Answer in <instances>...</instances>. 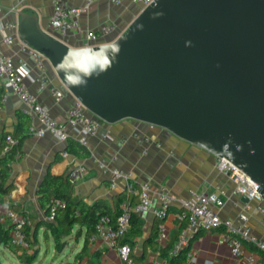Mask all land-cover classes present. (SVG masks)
I'll return each instance as SVG.
<instances>
[{"label":"water","instance_id":"95a60500","mask_svg":"<svg viewBox=\"0 0 264 264\" xmlns=\"http://www.w3.org/2000/svg\"><path fill=\"white\" fill-rule=\"evenodd\" d=\"M15 15L18 39L103 125L164 128L230 161L264 198V0H153L112 41L80 47L30 12ZM104 60L110 66L100 72Z\"/></svg>","mask_w":264,"mask_h":264},{"label":"crops","instance_id":"0c3cea01","mask_svg":"<svg viewBox=\"0 0 264 264\" xmlns=\"http://www.w3.org/2000/svg\"><path fill=\"white\" fill-rule=\"evenodd\" d=\"M54 0H2L0 22L9 21L16 24L19 17L16 11L30 12L38 17L39 24L48 30V18L52 14ZM66 6H76L81 9L78 18L79 31H69L60 40L72 47L83 44L84 34L87 30L97 29L102 23L112 21L115 31L107 36L100 37L98 43H107L123 33L131 20L141 9L133 0H121L114 4L108 0H96L89 6L85 0H62ZM13 31L0 29V51L16 59L23 57L31 69L32 75L37 73L33 60L21 51L22 42L17 37V29L10 44L4 41V36ZM46 73L55 86L64 90L60 81L47 65ZM28 89L36 95L38 102L46 107L50 114L57 120H63L66 110L73 104L74 97L68 94L60 101H56L48 87L37 82L25 80ZM0 131L12 132L19 125L20 117L24 114L23 103L11 91L5 90L0 80ZM30 122V121H28ZM106 132L87 137L85 146L89 155L81 158L66 151L70 140L60 141L52 134L46 132L42 136L28 134L21 146V154L16 156L11 163L9 181L13 184L10 192L11 201L26 211L32 217V228L35 224L46 220L45 210L37 201V189L45 174L50 171L57 175L67 176L71 169L83 167V173L73 184V196L82 199L87 204H92L98 199L107 200L111 205L122 202L125 191V180H120L118 186L110 188L108 174H102L97 161L107 163L110 167H117L131 174L130 181L139 184L148 181L154 191L165 189L176 196L186 197L189 191H212L219 186L224 189L226 198L219 210L222 219H233L239 213L246 212L248 226L251 232L264 240V221L254 208L252 201L233 192L234 184L226 173L217 167V157L209 151L189 143L164 128L150 126L147 123L134 119H123L113 124L103 125ZM22 128V125H19ZM138 131L149 135L151 143L139 144L132 137ZM25 132V131H24ZM156 142L160 146H156ZM145 151V152H144ZM122 194V195H121ZM119 195L122 197L117 198ZM138 199V198H137ZM124 201V200H123ZM155 197L152 205H156ZM179 204L171 206L163 220L147 210L140 213L143 222V235L134 239V251H145L144 262L162 264L163 257L157 247L163 246L157 240H147L153 226L160 220L159 226H164L168 240L172 233L178 231L184 224L178 217ZM158 229L156 231H158ZM155 231V230H154ZM220 231L202 232L191 241L190 250L194 258L192 264H236L235 259L227 244L220 241ZM167 240V241H168ZM167 243V242H166ZM165 245V244H164ZM248 250H254L246 244ZM99 251L101 264H124L121 262L115 249L108 248L100 240L89 243L88 252ZM134 264V263H133ZM142 264V263H135ZM185 264V263H183Z\"/></svg>","mask_w":264,"mask_h":264},{"label":"built area","instance_id":"2783aa9c","mask_svg":"<svg viewBox=\"0 0 264 264\" xmlns=\"http://www.w3.org/2000/svg\"><path fill=\"white\" fill-rule=\"evenodd\" d=\"M1 1L0 13L2 11ZM94 1L96 0H85V5L89 6ZM108 1L117 4L121 0ZM133 1L142 8L153 0ZM80 11L79 7L66 6L62 0H54L52 14L48 18L49 32L58 37L69 31H79L78 15ZM0 29L16 32V24L3 21L0 22ZM115 29V24L112 21H106L97 29L87 30L82 46L100 44L98 43L99 38L112 34ZM13 32L4 36V41L7 44L12 42ZM21 51L33 60L37 73L32 75L31 69L23 57L14 59L0 51V80L3 88L11 91L23 103L24 113L30 121L29 133L42 136L48 132L60 141H67L69 137H73L78 143L86 146L87 137L98 134L103 127V122L90 114L81 101L75 98L73 104L66 110L63 120L54 118L49 110L38 102L36 95L28 89L25 80L48 87L56 101H60L70 93L65 90L62 91L58 86L51 83L46 73L47 60L44 55L25 44H22ZM1 109L2 106L0 105ZM132 137L139 144L152 142L151 137L142 132L135 131L132 133ZM14 143L15 140L11 134H6L2 153L10 150ZM155 144L160 146L158 142ZM62 155L67 156L68 152L63 151ZM97 165L102 174L109 175L110 188H116L118 182L123 179L126 181L125 191L129 194H136L138 198L135 204H130L128 200L122 201L115 220L110 215H101L95 224L94 231L88 238L89 243L100 240L108 248L115 249L122 263L133 264L129 256L130 247L126 243H121L122 237L130 228L132 213H143L151 210L156 217L163 220L168 209L174 204H179L178 217L184 222V226L171 248V253H177L180 249L188 247L189 240L202 232L220 231V241L229 246L236 264H264V240L251 232L248 226L247 213L241 212L233 219L220 217L219 210L226 198V193L221 187L217 186L212 191H189L186 197H181L171 194L165 189L154 191L148 181H142L137 185L130 181L131 174L129 172L117 167H110L105 162L97 161ZM217 167L226 173L233 182V192L252 201L253 206L248 204L247 208H254L264 221V198L259 192L258 185L242 170L223 157H217ZM83 171V167L79 166L71 169L67 175L69 182L74 184ZM10 196L11 194L8 192L0 200V224H3L8 231V244L10 246L17 248L19 252L28 251L29 243L26 228L31 224V219L26 213L14 208ZM154 197L157 201L156 205H152ZM58 205H62V203L59 200H53L47 220L54 219L55 208ZM157 240L160 245L166 244L168 234L164 226H159ZM246 244H249L254 250H248ZM0 246L4 245L1 244ZM193 262L194 258L190 247H188L184 263L192 264ZM162 264H168L165 258Z\"/></svg>","mask_w":264,"mask_h":264},{"label":"trees","instance_id":"16d2710c","mask_svg":"<svg viewBox=\"0 0 264 264\" xmlns=\"http://www.w3.org/2000/svg\"><path fill=\"white\" fill-rule=\"evenodd\" d=\"M28 121V116L23 114L19 120V125H22L21 129L19 125H17L12 132L0 131V200L13 188V184L9 181L10 167L15 157L21 154L22 143L29 134L30 122ZM8 133L11 134L15 143L10 150L2 153L4 139ZM65 150L81 158L89 155L88 149L84 145L78 143L77 140L73 139L68 142ZM72 186L73 184L69 182L68 177L65 175H57L50 171L45 174L37 189V201L39 206L45 210V214L48 216L53 200H59L62 205L56 206L53 220L46 219L35 224V231L44 227L45 232L50 233L54 241L58 243L63 236L69 235L75 230V235L78 237L83 235V245L81 249L74 254L72 262L69 264H101L99 251H94L93 253L88 252V238L94 231L95 224L101 215H110L111 218L115 220L119 213V202L117 201L111 205L107 200L98 199L92 204H87L82 199L73 196ZM121 195L117 198L122 197ZM123 195V200H128L130 204H135L138 200L136 194L124 192ZM13 206L16 210L26 213V211L21 210L18 205L13 203ZM27 215L32 221V217L29 214ZM159 223L160 220L155 222L153 230L147 240H155L158 235V231L156 230L158 229ZM183 226L184 224L180 226L178 231L172 233L165 245L157 247V250L160 252L161 256L167 260L168 264H183L188 247H190L191 241L196 238L194 237L189 240L188 247L180 249L177 253H171V248L175 244ZM31 229L32 226L30 224L26 228L29 249L37 243V240H31L33 232ZM142 235L143 222L140 212H133L130 228L122 237L121 243H126L130 247L129 256L134 264H153L152 262H144L145 251L136 253L133 250L136 245L134 239L140 238ZM1 244L15 251L19 260L23 263L30 264L34 261V259H31L28 255V251L19 252L17 248L8 244V231L3 224H0V245Z\"/></svg>","mask_w":264,"mask_h":264},{"label":"rangeland","instance_id":"374dc122","mask_svg":"<svg viewBox=\"0 0 264 264\" xmlns=\"http://www.w3.org/2000/svg\"><path fill=\"white\" fill-rule=\"evenodd\" d=\"M32 228L31 240L37 243L28 250V255L34 259L30 264H69L74 254L83 245V235L78 237L75 230L71 234L63 236L56 243L50 233L41 227L37 231ZM0 264H26L19 260L15 251L7 246H0Z\"/></svg>","mask_w":264,"mask_h":264},{"label":"clouds","instance_id":"9594fccd","mask_svg":"<svg viewBox=\"0 0 264 264\" xmlns=\"http://www.w3.org/2000/svg\"><path fill=\"white\" fill-rule=\"evenodd\" d=\"M69 54L73 56L78 55L77 53H72V52H70ZM80 66L83 67L82 64ZM107 66H110L107 60L101 61L100 62V72H103L104 70H106ZM60 67L63 68V65H61ZM96 74L99 75V73H96ZM88 75H91V73H88ZM67 81L72 86H86L87 85L86 80L80 79L78 77L67 76Z\"/></svg>","mask_w":264,"mask_h":264}]
</instances>
